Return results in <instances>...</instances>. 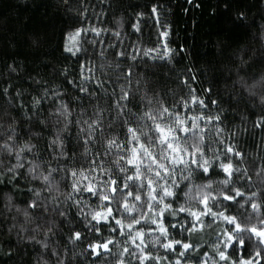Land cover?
I'll return each instance as SVG.
<instances>
[{"label":"snow or ice","instance_id":"6c2138e0","mask_svg":"<svg viewBox=\"0 0 264 264\" xmlns=\"http://www.w3.org/2000/svg\"><path fill=\"white\" fill-rule=\"evenodd\" d=\"M61 3L54 76L0 73V264H264V75L245 79L241 53L215 97L178 66L172 0ZM225 103L245 105L239 126ZM257 130L250 160L240 137Z\"/></svg>","mask_w":264,"mask_h":264},{"label":"trees","instance_id":"16d2710c","mask_svg":"<svg viewBox=\"0 0 264 264\" xmlns=\"http://www.w3.org/2000/svg\"><path fill=\"white\" fill-rule=\"evenodd\" d=\"M92 2L98 3V0ZM124 2L137 4L142 0ZM260 2L230 0L231 8L225 10V0H194L193 4H186L185 0H172L175 12L170 17L174 31L173 46H182L186 50L178 66L191 67L204 81V87L212 84L215 97L223 101H228L233 91L241 53L247 60L246 65L240 66L245 79L251 82L254 77L264 75V65H261L264 42L258 39L261 25H264V10L259 8ZM241 11L246 17L243 22L238 18ZM68 22L61 0H0V73L3 78L8 75L6 66L15 64L17 73L12 75L18 79L13 82L25 88L30 84L29 73L37 79L42 76L51 79L53 69L59 67L60 34L67 28ZM34 39L39 40L38 45L32 43ZM159 79L163 84V70L159 73ZM223 106L228 109L226 124L239 126L241 116L247 115L243 103L239 105V112L230 108L228 103ZM248 127L251 129V125ZM240 141L250 153V160L251 154H260L255 150V145L260 144L259 130L255 140L249 134H244ZM23 198L22 194L16 195L18 202ZM3 207V199H0V209ZM19 219L22 221L23 217ZM4 220L0 216V221Z\"/></svg>","mask_w":264,"mask_h":264},{"label":"clouds","instance_id":"9594fccd","mask_svg":"<svg viewBox=\"0 0 264 264\" xmlns=\"http://www.w3.org/2000/svg\"><path fill=\"white\" fill-rule=\"evenodd\" d=\"M259 8L262 9V10H264V0H261ZM258 103L264 104V96H259V97H258ZM3 202H4V204H5V201H3ZM9 212H10V210L7 209V208L4 206L2 209H0V216H3L5 219H7L8 216H9ZM11 214H12V215H15V216L17 217V221H16V223H17V228H30V227H31L30 224L23 223V222H22L23 220L21 221V220L19 219V217L22 216V211H21V212H16V211L13 209V210H11ZM22 217H23V216H22ZM8 235L11 236L12 239H15V232H11V233H9ZM0 239H8V236L0 237ZM21 246H22V245H21ZM42 264H55V262H54V261H50V262H49V261H44V262H42Z\"/></svg>","mask_w":264,"mask_h":264}]
</instances>
